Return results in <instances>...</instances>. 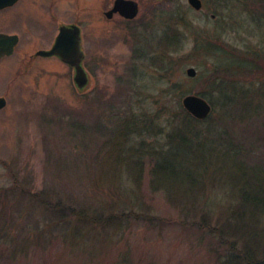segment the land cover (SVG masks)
I'll list each match as a JSON object with an SVG mask.
<instances>
[{"label": "rangeland", "instance_id": "rangeland-1", "mask_svg": "<svg viewBox=\"0 0 264 264\" xmlns=\"http://www.w3.org/2000/svg\"><path fill=\"white\" fill-rule=\"evenodd\" d=\"M114 1L31 0L33 32L50 39L59 24L80 27L82 90L74 70L53 58H39L27 72L16 60L0 65L7 101L0 110V264H246L239 246L230 252L187 224L180 194L153 187L149 172L169 149L168 116L184 96L198 95L212 111L193 127L196 139L210 129L224 138L210 139V158L194 171L201 188L187 203L210 204L228 220L245 178L262 182L264 0H201L199 11L187 0H133L135 19H107ZM167 29L176 30L174 41L157 47ZM159 55L161 73L150 62ZM225 82L234 83L227 94L249 91V113L227 108ZM234 116L241 121L232 123ZM193 148L208 153L206 143ZM129 206L142 215L125 218ZM256 226L264 240V213Z\"/></svg>", "mask_w": 264, "mask_h": 264}, {"label": "trees", "instance_id": "trees-1", "mask_svg": "<svg viewBox=\"0 0 264 264\" xmlns=\"http://www.w3.org/2000/svg\"><path fill=\"white\" fill-rule=\"evenodd\" d=\"M175 32L176 30L173 31L167 29L163 36L158 38V42H156L157 47H161L164 43L166 45L171 44L174 41ZM139 51L141 52L140 48ZM164 61L165 58L160 55L157 57L154 56L150 59L151 64L156 66L160 73L166 71ZM232 85H234V83L225 82V86H223L220 91V94L228 100L227 108L233 112L236 110L239 111L240 109L246 111L244 103L248 101H251L252 103L253 97L249 95V91L247 90L243 91V95H239L236 92H230L231 95L227 94L228 91L226 89H230ZM236 88H232V90H236ZM170 89L171 88H169V90ZM199 94L201 95V93ZM248 104L250 105V103ZM235 107L238 108L236 110H231V108L233 109ZM178 110V112H173L168 116L167 123L169 127H172L173 131V134L171 133L168 136L169 149L164 153H160L155 160V163L152 165L149 172L150 183L153 187L165 190L169 197H172L174 192L180 194L177 199L179 202H177L176 205H178L180 210L183 212L186 210L189 214L191 220H187V224L198 225V227L206 229L212 233L213 236L217 237L218 243L220 238L221 245L224 244L225 247L227 246L230 252H234L237 246H239L241 262H245L246 264H264V240L260 239V229L256 226L259 214L264 213V189L262 188V184L264 183L263 175L261 176L262 182L250 185L249 183L252 181L245 178L246 180L240 184L239 204L234 207L235 211H230V219L228 220L224 217L222 218V221L219 220V211L215 212L210 204L198 205L193 203V201L187 203L186 200L190 197L194 198V200L196 199L194 190L196 188H201L200 183L197 182L195 178L194 171L195 169L200 168V166L210 158L209 149L213 148L210 147V139L219 141L218 138H224V135L222 132L219 134V130L215 132L210 129V132H206L203 135L205 138L204 141L199 140V138L196 139V134L200 132L198 130L193 132V127L196 128L197 124H204L207 122L211 117V114L205 120H197L183 108L182 104ZM246 112L249 113V110ZM235 115H237V113H235ZM154 116L158 118L160 113L157 112ZM237 120H239V122L241 121V119L234 116L232 118V123H237ZM260 128L264 130L263 125H261ZM126 129L127 127H125V130ZM191 133H194L193 137ZM262 140L264 141V137ZM205 143L208 145V149H206L208 150V153L207 151L206 153H191L192 146L195 147L193 149L202 151L203 148L201 147H203V144ZM135 170L137 169L135 168ZM227 207L230 208L233 206L229 205ZM129 208L130 209L127 212H122V215L125 218L128 216L139 218L142 215V213H136L131 206H129ZM197 214H201V219L199 221L196 217ZM78 216L79 218L85 219L96 225H105L106 222V219L98 218V216L86 217L79 213ZM212 217L214 218L213 225H211ZM230 264L234 263L231 262Z\"/></svg>", "mask_w": 264, "mask_h": 264}, {"label": "water", "instance_id": "water-1", "mask_svg": "<svg viewBox=\"0 0 264 264\" xmlns=\"http://www.w3.org/2000/svg\"><path fill=\"white\" fill-rule=\"evenodd\" d=\"M189 6L196 11L201 10V0H187ZM10 0H0V8L7 6ZM115 14L125 20H133L138 14V4L133 0H115L112 8L105 12L107 19ZM41 56H58L62 62L74 69V83L78 89H83L88 83V77L82 67L84 53L81 50V31L76 25L60 28L52 48L48 51H40ZM186 74L194 77L196 71L188 68ZM6 105V100L0 98V110ZM183 108L195 119L205 120L211 113V105L201 96L186 95L182 99Z\"/></svg>", "mask_w": 264, "mask_h": 264}, {"label": "flooded vegetation", "instance_id": "flooded-vegetation-1", "mask_svg": "<svg viewBox=\"0 0 264 264\" xmlns=\"http://www.w3.org/2000/svg\"><path fill=\"white\" fill-rule=\"evenodd\" d=\"M31 3V0H10L7 6L0 8V65L10 60H16L22 62L24 72H27L32 63L39 58H53L61 62L58 56H41L38 53L52 48L61 27L75 25L59 24L50 39L47 33H43L44 31L33 32ZM33 40L36 44L34 50H32ZM0 98L5 97L1 96Z\"/></svg>", "mask_w": 264, "mask_h": 264}]
</instances>
